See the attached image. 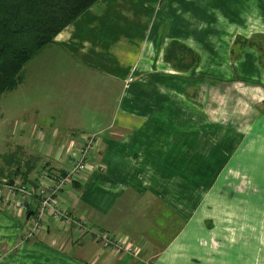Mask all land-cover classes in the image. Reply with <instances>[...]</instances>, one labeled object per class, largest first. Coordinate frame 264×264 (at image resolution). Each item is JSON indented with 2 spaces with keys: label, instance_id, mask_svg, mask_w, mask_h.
Instances as JSON below:
<instances>
[{
  "label": "crops",
  "instance_id": "crops-1",
  "mask_svg": "<svg viewBox=\"0 0 264 264\" xmlns=\"http://www.w3.org/2000/svg\"><path fill=\"white\" fill-rule=\"evenodd\" d=\"M255 36L264 0H98L57 34L30 62L59 67L71 114L98 113L87 135L57 114L51 133L19 126L12 151L30 160L0 158V264H264V66L253 49L232 59L234 40ZM172 41L199 56L196 68L163 60ZM90 135L87 172L60 200L135 255L70 242L50 218L25 237L38 202L10 187L67 168Z\"/></svg>",
  "mask_w": 264,
  "mask_h": 264
},
{
  "label": "trees",
  "instance_id": "trees-1",
  "mask_svg": "<svg viewBox=\"0 0 264 264\" xmlns=\"http://www.w3.org/2000/svg\"><path fill=\"white\" fill-rule=\"evenodd\" d=\"M97 1L0 0V97L16 86L18 75L27 63ZM258 39L264 37L235 39L233 47H237L238 53L244 48L255 50L261 62V50L255 44ZM163 60L182 73L196 68L200 62L195 52L177 41L167 45Z\"/></svg>",
  "mask_w": 264,
  "mask_h": 264
},
{
  "label": "rangeland",
  "instance_id": "rangeland-1",
  "mask_svg": "<svg viewBox=\"0 0 264 264\" xmlns=\"http://www.w3.org/2000/svg\"><path fill=\"white\" fill-rule=\"evenodd\" d=\"M256 47L261 50V64L264 66V40L258 39L255 43ZM236 53L237 50H234ZM221 58V57H220ZM42 61L33 60L28 65H32V68L25 66L18 75L17 84L12 90L3 93L0 97V158L5 156L9 157L11 161V166H20L24 160H30L27 157H21L18 153H13V142L16 139L15 133L18 131L19 126L26 122V128L30 130L29 123L30 120H34L35 126H38V131L51 133L55 129V121L53 118L55 114L60 116L59 122L64 124H70L75 126V122L81 125L82 130H90L92 128V117H95L97 112V107H92L91 105H77V113L71 114L70 107L64 108L62 104L63 97H66L67 89L63 86L61 82L54 83L55 81H60L61 72H59V67L52 63V59L48 56L41 58ZM232 59H235L233 56ZM186 61L184 60V64ZM39 66L40 69H39ZM188 72V71H186ZM185 72V73H186ZM52 74H57L56 79ZM201 78V77H200ZM203 83L204 79L201 78ZM217 81V79H216ZM185 85L182 83L181 87ZM88 90V87H85ZM195 92L198 94L200 86H196ZM95 92L102 95L101 88H94ZM73 132V131H72ZM74 133V132H73ZM71 134L66 131V135ZM91 136V135H90ZM77 137V136H75ZM29 138H32L31 136ZM85 138V137H84ZM99 137L97 136V139ZM35 140V145L39 144L36 135L33 137ZM98 143V142H97ZM96 145L91 151L92 154L96 152ZM91 146L89 147V149ZM92 155L89 156L88 161L91 160ZM69 166L68 168L70 167ZM87 172V168L82 173ZM81 174V175H82ZM82 180V177H79ZM79 217L82 223L74 224V228H69L66 230L68 232V237L71 239L70 242L78 243L82 241L96 242L98 240L97 229H94L91 224L84 217ZM84 220V221H83ZM58 226V225H56ZM76 230V231H75ZM104 232L103 230H100ZM103 236L115 237L111 232L105 231ZM135 246V245H134Z\"/></svg>",
  "mask_w": 264,
  "mask_h": 264
},
{
  "label": "built area",
  "instance_id": "built-area-1",
  "mask_svg": "<svg viewBox=\"0 0 264 264\" xmlns=\"http://www.w3.org/2000/svg\"><path fill=\"white\" fill-rule=\"evenodd\" d=\"M97 137L94 135L83 138L80 147L74 151H69L70 167L59 171H52L51 168L44 167L36 180L28 184L12 185L10 191L16 193L22 200L36 199L37 210L30 221V226L25 233L26 238H32L42 228V223L46 218H50L55 225L62 230H67L69 226L74 228V224L82 223L79 217L72 216L64 207L60 200V194L68 186L80 181L79 177L87 168V160L92 155L91 151L96 145ZM91 148L89 149V147ZM17 207H23L21 203H16ZM84 221V220H83ZM76 231V230H75ZM98 234L97 244L100 248L108 250L114 254H132L138 252V247L134 246L127 237L103 236L105 232L96 230Z\"/></svg>",
  "mask_w": 264,
  "mask_h": 264
}]
</instances>
